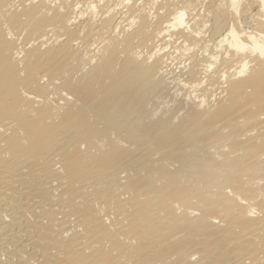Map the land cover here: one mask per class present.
<instances>
[{
    "label": "bare ground",
    "instance_id": "bare-ground-1",
    "mask_svg": "<svg viewBox=\"0 0 264 264\" xmlns=\"http://www.w3.org/2000/svg\"><path fill=\"white\" fill-rule=\"evenodd\" d=\"M0 264H264V0H0Z\"/></svg>",
    "mask_w": 264,
    "mask_h": 264
}]
</instances>
